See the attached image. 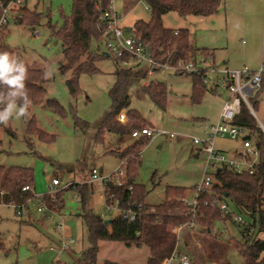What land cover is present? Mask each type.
Listing matches in <instances>:
<instances>
[{"label": "rangeland", "instance_id": "374dc122", "mask_svg": "<svg viewBox=\"0 0 264 264\" xmlns=\"http://www.w3.org/2000/svg\"><path fill=\"white\" fill-rule=\"evenodd\" d=\"M223 1L215 15L182 17L169 12L164 15L163 22L173 29L189 28L192 47L215 50L214 60L219 66L258 68L264 56V0ZM113 2L120 17V26L126 34L137 20L150 18L145 0ZM24 5L41 13V21L36 27L16 23L20 6H12L8 13L9 23H5L8 24L7 43L29 66L53 70V75L42 83L47 91L46 97L31 105V115L36 117L37 125L54 139L44 141L28 135V120L13 119L7 126L0 127V165L33 168V190L36 194H45L50 193L49 185L54 177L61 182V188L68 182L75 185L90 183L92 168L104 174L112 172L121 163L113 152L126 147L134 138L107 132L103 142L95 140L99 124L111 104L109 90L115 83L117 67L113 58L97 63L101 73L80 75L81 92L76 97L71 94L68 81L74 79V75L72 71L61 70V64L65 63L62 44L58 38L51 37L48 22L61 25L71 14L72 0H22L21 6ZM102 46L105 50V45ZM141 68L147 72L145 76L135 78L129 88L130 107L153 121L156 130L167 131V134L152 138L142 148L136 179L146 187L145 203L156 205L164 201L168 187L191 188L206 172L213 174L216 168L206 167V155L195 146L192 137L202 136L204 126L219 120L229 94L221 87L217 94L207 92L203 100L195 104L191 101V75L168 69L149 71L146 65H141ZM150 81L166 82L169 90L166 110L157 107L142 90V85ZM48 99H57L67 109V115L61 116L48 107ZM73 113L88 122L86 131L75 125ZM259 113L264 118V110L260 109ZM5 127H10L16 135H11ZM169 133L175 136L170 137ZM216 145L228 152L241 147L240 142L229 139H218ZM93 185L95 190L89 198L90 208L101 214L105 212L103 187L98 181ZM80 207L79 195L70 191L60 211L50 208L54 212H38L30 206V211L24 216H17L14 207L0 197V242L3 243L0 264H53L57 260L60 261L58 264H73L89 245L87 226L79 215ZM110 215L112 218L114 213ZM28 220L29 223L26 222ZM60 221L65 225L61 232L55 229ZM213 233L225 247L222 256L208 258L206 250L213 234L208 236L194 226L180 229L177 248L190 264H246L231 241L241 239L232 223L217 222ZM63 236L76 239L68 251L60 248ZM149 255L147 246L128 247L118 241H101L97 264H105L106 261L147 264ZM170 264H180V261L176 258Z\"/></svg>", "mask_w": 264, "mask_h": 264}, {"label": "trees", "instance_id": "16d2710c", "mask_svg": "<svg viewBox=\"0 0 264 264\" xmlns=\"http://www.w3.org/2000/svg\"><path fill=\"white\" fill-rule=\"evenodd\" d=\"M9 1L0 0V17ZM145 2L150 10L149 20H137L129 31L136 41L148 46L156 61L178 65L196 60L200 55L213 56L211 49L192 47V33L189 28H169L165 26L163 17L169 12H176L182 17L212 16L220 11L223 0H145ZM109 3L110 0H72L71 14L64 18L61 25L48 22L51 37L58 38L62 44L65 63L61 64V70L62 72L72 71L74 75V79L68 81L74 97L81 92L80 75L101 73L97 63L106 58H113L116 61L117 67L114 72L116 79L109 90L111 104L99 124L95 137L98 142L104 141L107 132L131 136V132L135 129H153L151 121L142 116L137 109L130 107L129 88L135 78L146 75L147 70L144 71L141 68L144 64L134 63L129 54L117 57L102 48L111 36L110 33L106 34L107 23L100 19ZM18 11L21 13V16L16 17L18 24L36 27L41 21V13L29 9L26 5L20 6ZM47 15L50 16V13ZM7 37L8 24H5L0 28V50L16 53L7 43ZM121 61L129 62V64L122 65ZM43 72L41 68L29 66L27 87L32 100L31 105L40 103L46 97L47 91L42 85L46 80ZM191 77L193 103H200L207 92L215 93L202 82L200 76L191 75ZM142 90L157 107L166 110L169 94L166 82L150 81L142 85ZM262 91L251 99L256 110H260L259 97ZM46 104L61 116H66L68 113L57 99H48ZM29 111L26 133L40 140L52 141L54 136L37 125L36 117L31 115V107ZM71 111L74 112L73 108ZM122 112L126 114L125 122L118 120ZM73 119L75 125L82 131L87 130L88 122L75 113H73ZM234 122L248 128L249 136L260 149L257 170L254 174H248L238 173L226 165L217 166L212 174L211 186L197 196L195 213L190 210L185 201L193 195L194 186L191 188L168 187L163 202L156 205L145 203L146 187L137 183L136 179L142 148L151 140L147 135L135 138L128 146L113 152L123 162L125 169L123 184L118 186L109 182L105 185V191L111 192L119 199L122 209H132L136 212L133 220L118 214L112 217L111 223L106 224L105 218L90 208L89 198L95 190L93 185L95 182L83 185L70 184L59 190L53 199L47 195L46 204L58 211L65 206L66 196L70 191H75L80 197L79 215L87 226L89 245L81 251L73 264H97L101 241H118L128 247L147 246L150 251L147 264H161L173 253L182 255L177 249L178 236L173 231V227L186 226L189 222H193L194 227L202 233L208 236L213 234L206 250L208 258L225 254V247L218 241V235L213 233V228L217 222L225 225L230 222L238 229L241 236L240 240L232 239L231 241L243 255L246 264H264V133L257 126L255 118L244 103ZM5 129L11 135H16L10 127ZM34 181L33 168L0 165L2 201L8 204L25 202L33 195L34 190H24L23 187L30 186L33 189ZM213 198L228 202L233 212L222 214L219 207L212 203ZM234 212L246 217L247 220L244 222L234 220ZM26 222L29 223V220ZM1 248H3L2 242H0ZM105 264L116 263L106 261Z\"/></svg>", "mask_w": 264, "mask_h": 264}, {"label": "built area", "instance_id": "2783aa9c", "mask_svg": "<svg viewBox=\"0 0 264 264\" xmlns=\"http://www.w3.org/2000/svg\"><path fill=\"white\" fill-rule=\"evenodd\" d=\"M22 0H10L6 5L2 16L0 17V28L8 22V13L12 6H21ZM17 15L21 16L20 12ZM102 22H106L108 30L106 34L110 33L111 36L105 42L106 49L117 57H122L129 54L132 61L137 64H144L150 70L168 69L174 72H182L188 75H198L201 77L202 82L217 94L219 88L227 90L229 96L225 100L222 110L220 112L219 120L204 127L202 136H193L192 141L195 146L206 155V167L216 168L217 166L226 165L238 173L254 174L257 170V164L260 157V149L254 140L249 136L248 128L236 124L235 118L241 110V105L244 103L252 116L256 120L257 126L264 133V118L259 115V110L253 106L251 99L262 89H264V60L256 69L243 67L241 69L230 68L228 66H219L215 63L212 55H200L196 60H190L178 65H171L168 63H161L156 61L151 54L148 46L140 41H136L129 31L125 33L124 28L120 26V17L115 10L113 0H110L108 8L100 17ZM177 33V32H176ZM34 34L38 35V32ZM122 65H127L129 62L121 61ZM221 94V93H220ZM260 109L264 110V90L260 94ZM118 120L125 122L127 120L124 112L120 113ZM160 134H167V131H158L152 128L135 129L131 132V137L138 138L142 135H147L151 139ZM170 137H174V133H169ZM218 139H229L232 141L240 142L241 147L235 148L233 153L222 150L217 147L216 141ZM125 169L123 162L115 168L112 172L104 174L96 168H92L89 172L91 182L98 181L103 187V197L105 212L101 216L105 219L109 218L110 213L115 215L122 214L129 220L136 217V212L132 209H122L119 205V199L111 192L105 191V185L109 182L115 183L120 186L123 184V176ZM213 181L212 174L206 172L205 176L197 183L194 184L193 195L185 199L186 204L190 207L192 212H196L197 196L205 188L211 186ZM60 181L54 177L50 187V193L33 195L23 203H11L15 209L17 216H24L27 211H30V206H34L38 212H54L45 202L47 195L55 198L56 193L64 187L69 186L71 183L64 184L61 188ZM24 190H33L30 186L23 187ZM213 204H216L222 214L233 212V208L226 201H219L213 198ZM234 220L244 222L243 217L235 213L233 214ZM186 226H194L193 222H189ZM64 223L60 221L56 224L55 229L59 232L64 230ZM183 226H174L173 231L179 233ZM76 243V239L62 237L61 250H70L71 245ZM178 258L180 264H190L189 260L183 255L173 253L170 257L165 258L161 264H170L171 261ZM57 260L53 264H58Z\"/></svg>", "mask_w": 264, "mask_h": 264}, {"label": "clouds", "instance_id": "9594fccd", "mask_svg": "<svg viewBox=\"0 0 264 264\" xmlns=\"http://www.w3.org/2000/svg\"><path fill=\"white\" fill-rule=\"evenodd\" d=\"M43 75L50 78L53 70L45 68ZM28 79L29 65L25 60L19 54L0 50V125L30 117Z\"/></svg>", "mask_w": 264, "mask_h": 264}, {"label": "crops", "instance_id": "0c3cea01", "mask_svg": "<svg viewBox=\"0 0 264 264\" xmlns=\"http://www.w3.org/2000/svg\"><path fill=\"white\" fill-rule=\"evenodd\" d=\"M211 50L213 51V58L215 59V57H216L215 50H213V49H211ZM263 60H264V56H263ZM263 60H262V61H263ZM214 61H215V60H214ZM215 62H216V61H215ZM224 62L227 63L225 60H224ZM222 66H227V64L222 65ZM244 67H247V65H244ZM251 69H255V68H251ZM146 84H147V83H146ZM214 94H215V93H214ZM151 123L153 124V129L156 130V126H155V124L153 123V121H151ZM204 127H205V126H204ZM134 139H135V138H134ZM132 142H133V141H132ZM129 144H131V142H130ZM129 144H128V145H129ZM128 145H127V146H128ZM120 149H122V148L120 147ZM229 153H233V151H232V152H229ZM32 217H33V219L36 218V217H34V216H32ZM33 219H32V220H33ZM36 219H37V218H36ZM32 220H31V221H32ZM177 249H179V248H177Z\"/></svg>", "mask_w": 264, "mask_h": 264}, {"label": "water", "instance_id": "95a60500", "mask_svg": "<svg viewBox=\"0 0 264 264\" xmlns=\"http://www.w3.org/2000/svg\"><path fill=\"white\" fill-rule=\"evenodd\" d=\"M111 221H112V218H107V219H105L104 222H105L106 224H108V223H111Z\"/></svg>", "mask_w": 264, "mask_h": 264}]
</instances>
